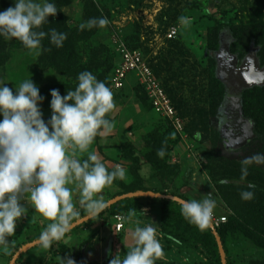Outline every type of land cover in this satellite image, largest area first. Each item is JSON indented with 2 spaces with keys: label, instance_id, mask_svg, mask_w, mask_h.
<instances>
[{
  "label": "trees",
  "instance_id": "obj_1",
  "mask_svg": "<svg viewBox=\"0 0 264 264\" xmlns=\"http://www.w3.org/2000/svg\"><path fill=\"white\" fill-rule=\"evenodd\" d=\"M77 0H51L55 3L58 12L55 17L48 18V24L42 26L40 30L49 31L52 28L67 34V39L64 41L63 46L57 48L52 45L48 38L42 41L43 51L37 55L36 65L42 71L50 70L56 75L65 77L70 80L67 84H59L52 86H43L39 88L40 95L44 98L40 104L42 111H51L50 92L53 89H58L61 96L66 95L68 90H74L78 81L77 76L83 71H89L97 77L98 80H104L106 76L105 71L100 70L106 66L111 70L109 77V84L116 67V59L119 57L114 51L110 54L104 44H100L98 38L104 30L101 27H93L88 29L80 28L81 24H85L92 18L106 17L107 19L113 16L116 8L108 9L104 5H98L93 0H81L80 20L77 23L71 22L70 18L65 14L64 9L74 4ZM143 1V0H138ZM166 5L158 14L157 20L160 23L176 19L177 13H171L173 5L180 0H163ZM9 8L8 0H0V11ZM114 9V10H113ZM200 10L199 6L194 2L186 5L181 11V16L188 18ZM171 13V14H170ZM167 29V27H166ZM164 28L162 33L164 34ZM226 35L229 41V50L231 53L236 54L238 57L243 58L251 47L257 49V57L259 63L264 65V0H256L255 12L253 15L245 18L241 24H234L229 19H223L214 27L208 29L206 33V47L201 53L202 71L206 77V87L203 90V95L199 103H186L178 99L175 89L168 87L170 81L176 80L172 74L168 76L163 83H160L167 97L170 99L176 114L179 117L186 119L185 133L188 134L189 141L193 144H208V149L201 152L202 160L204 161V170L210 179L211 184L208 188H213L216 192V202L222 203L229 211L227 221L216 228V232L221 239L223 250L226 257V264H234L228 256L226 241H238L242 238L248 241L254 249L264 251V165L252 164L248 168V176L244 181L240 180L241 176V162L226 156L222 152H229L224 144L220 132L217 129L216 123L219 119V112L226 98L227 89L222 83L220 78L216 75V58L215 54L221 45V36ZM133 37L125 39V44L130 50H139L141 47L145 49V53L149 51L147 45L148 41H134ZM178 40H180V31L174 39L165 40L169 45L170 50L178 47ZM27 49L22 43L16 39L6 40L0 37V69L7 63L11 50ZM160 54L155 57L146 59L149 68L156 76H159L160 71L163 69L160 65H155V61L160 58ZM116 58V59H115ZM115 59V61H114ZM118 64V63H117ZM194 67V71H195ZM106 84H108L106 82ZM124 89L116 90L120 92ZM134 94L137 99V104L141 110L153 111L151 103L144 91V88L139 84L134 87ZM178 90V89H177ZM114 91V90H113ZM242 112L246 119L253 125L254 138L247 144L241 147L240 151H248L252 144H259V152L264 153V86H254L252 88L244 89L239 94ZM51 118V117H50ZM49 117L45 118V122L50 120ZM110 120L111 117L107 116ZM2 119V117H0ZM101 136L98 135L90 147L95 146L97 149L100 147ZM142 144L125 143L122 146L125 154L123 160L130 161L128 167L129 173L132 176V182L125 184L120 179H117L113 184L117 187L109 197H115L138 192H153L165 196H174L182 200H202V196L194 194V196L181 193L182 187L176 190H168L167 183L173 184L174 180L180 177L181 185L191 186V179L187 171H183L178 163H173V150L177 144H181L179 137L174 133L170 123L165 119L162 122L154 124L149 128L146 136L141 139ZM139 144V145H140ZM163 148L165 155L161 158L157 156V152ZM197 149V148H196ZM145 164L150 166L151 174L154 178L163 181L165 184L159 188H150L145 184L141 176V166ZM192 168V167H190ZM192 171V169H190ZM190 180V181H189ZM221 180H227L228 183L221 184ZM252 183L255 185L254 189H248L247 185ZM171 184V185H172ZM242 191H253L254 198L250 201L241 199ZM143 203L157 205L160 214V231L165 241L166 249L174 247L176 251L175 263L182 264L180 256L184 253L190 264H220V257L218 253L217 244L211 229L206 227L204 230L199 229L196 225L191 224L181 214L180 204L168 199H154V198H127L123 199L106 210L95 218L81 224L68 234L79 230L82 227L93 224L96 220H107L109 217L113 218L115 215L127 216L131 210H136V215H140ZM216 211V210H215ZM216 214L219 212H215ZM220 215V214H217ZM81 218L87 216L86 212L81 213ZM79 218V219H81ZM78 219V220H79ZM43 228L33 229V232L25 233L24 238L19 241L21 234L17 236L8 237L11 242L6 248L5 253H1L3 259L7 258L5 264H9L15 252L21 247L39 240L40 233ZM121 232V231H120ZM119 233V232H118ZM170 237L172 239H170ZM56 241H53L54 244ZM51 246V245H50ZM44 247L42 244L37 245L23 254L16 260L15 264H31L29 259L26 261L24 258L28 256L35 249ZM129 249L124 246L120 248L121 256H123ZM66 252V247H60L55 251L53 257H60ZM204 258H200L202 256ZM192 257L194 259H192ZM180 261V262H179ZM74 264H100L98 262H77ZM104 264V263H103ZM169 264H172L170 262ZM247 264H264V261L250 260Z\"/></svg>",
  "mask_w": 264,
  "mask_h": 264
},
{
  "label": "clouds",
  "instance_id": "obj_2",
  "mask_svg": "<svg viewBox=\"0 0 264 264\" xmlns=\"http://www.w3.org/2000/svg\"><path fill=\"white\" fill-rule=\"evenodd\" d=\"M57 12L51 0H14V7L0 11V37L16 39L37 55L44 50L45 38L57 48L62 47L66 33L55 28L47 32L40 30ZM181 20L187 23L186 18L181 17ZM108 23L106 17L92 18L80 28H103ZM77 81L75 89L68 90L64 96L58 89L51 90L52 115L47 122L40 108L44 98L32 79L16 86L15 94L7 83L0 81V246L7 247L11 243L8 237L14 235L17 221L27 215L28 208L22 203L25 198L51 221L39 236L41 244L49 247L76 227L82 217L70 185L80 192L79 205L87 219H92L109 206V202L97 194L115 180L125 178L124 168L117 165L110 172L95 153L83 160L76 155L87 152L98 135L112 131L114 125L107 116L116 107L112 90L91 72L79 73ZM164 155L161 148L157 156ZM252 164L264 165V153L241 162V181L248 176ZM146 171H150V166L142 168L141 175ZM247 187L254 189L255 185L249 183ZM240 195L246 201L254 198L253 191H242ZM215 208L216 200L211 193L202 200L180 201L181 214L201 230L209 226ZM135 215L134 209L124 218L125 223L136 225L130 232L133 246L123 256L117 252L109 264H156L164 255L157 227L153 226L157 224L140 226V222L133 219Z\"/></svg>",
  "mask_w": 264,
  "mask_h": 264
},
{
  "label": "rangeland",
  "instance_id": "obj_3",
  "mask_svg": "<svg viewBox=\"0 0 264 264\" xmlns=\"http://www.w3.org/2000/svg\"><path fill=\"white\" fill-rule=\"evenodd\" d=\"M93 1L97 2L99 6L104 5L108 9H112L113 7L114 9L116 8V10L113 9L115 11L113 16L108 18L109 23L106 25V27H104V30L99 35V43L104 44L109 50L110 54H112L114 57L111 38L114 34L118 33V31L120 32L124 42L125 37L126 39H128V37H133L132 39H134V41H139V37H141L142 41H148L145 43V45H147L149 51L145 53V49H143L142 46L140 52L145 59H150V57H155L157 54L161 53L160 58H158L154 64L162 66L163 69L160 71L159 76L154 75L155 78L160 83H163L168 76L174 73L173 75L175 76L176 80L170 81L168 87L175 89L178 99L186 102L187 104L199 103V100L203 95V90L206 87V77L202 71L203 66L200 56L206 47V33L208 29L218 25L223 19H229V21L236 25L241 24V22L245 21L246 17L253 15L255 12L256 2V0H180V2L175 3L171 9V13H176L179 11L180 15L177 13V18L175 20L170 19L167 22L160 23V21L157 20L158 14L163 8L166 7L163 0H143L140 2L138 0ZM192 2L197 4L200 10H197L193 16H191V18H186L187 23H185L181 20V11L186 5H189ZM80 3L81 0H77L74 2V4L64 9L65 14L70 18L71 22L77 23V21L80 20ZM8 4L9 7H14V0H8ZM171 25L177 26L180 31L178 47L172 50H170L169 45L165 42L163 38L164 34L162 33L164 28L166 29V27L168 28ZM221 40L224 44L229 42L226 35H222ZM129 41L130 39H128V42ZM256 50L257 49H255V51ZM9 53L10 57L7 63L3 68L0 69V81L7 83V86L13 90L14 94L15 87L28 79H32L33 83L39 88L43 86L67 84L70 82V80H66L65 77L56 75L50 70L42 71L39 69L36 65L37 54L35 51L21 49L11 50ZM116 62L118 63L119 61L116 59ZM194 67L196 68L195 71ZM102 71H105L104 75L106 78H104V80L100 79V81L105 82V84L107 82L108 84L106 85L110 88L108 80L111 75V70L104 66L100 72ZM137 84L138 79L134 73H131L126 77L124 81V89L122 91L116 92L110 88L113 92V98L116 107L108 115L112 119L111 121L114 125L113 128L117 131H121L123 125L126 124L124 121L131 118L133 113H137V117L139 116V118L133 123L132 130L134 131H131V135H128L127 138H130L131 140L135 139L136 145L141 146V144H138L140 143L138 140L143 139V137L147 135L151 126L158 124L156 119H158L157 117L159 116L155 114L154 111L144 112L141 110L140 106L137 104V99L133 90ZM42 114L43 119L47 117L50 118L52 111H42ZM180 118L184 123L185 130L186 119L182 117ZM143 123L145 127H142ZM122 134H124V132ZM186 135L188 143L193 147V154L191 158L186 156L184 158V162H191V164L193 163L194 165L191 166L192 168H190L189 166H186V164H183L180 168L183 171H187V169H189L187 174L189 175L190 179L192 178L191 181L193 183H191V186L184 185V187L181 185V183H178L177 185L179 186L180 184L184 190H191L193 193L196 192L199 195H202L203 198L204 195H208L210 193L213 197H215V190L213 188L207 187L209 184H211V182L207 172L204 170V161L201 157V152L208 149V144H193L189 141L188 134ZM179 147L182 149L180 144H177L176 149ZM258 149L259 144L254 143L251 145L248 151L236 150L233 152L222 153L226 156H229L231 159L243 161L245 158L257 154L259 152ZM230 150L231 149H228V151ZM190 169H192V171ZM154 180L155 183L153 184L150 180L148 181L151 184L148 185V187L159 188L161 186L159 183L161 180H158L157 178H154ZM172 186L175 187V184H172ZM183 189H181V191H183ZM174 190H176V188ZM115 191L117 192V189L112 190L109 187H106L102 193L97 195H102L104 199L108 201L111 200L109 197ZM216 205L218 206H216L215 210L219 212L220 215L228 214V211L226 213V208L222 203L217 202ZM28 220L29 221L27 222H30V225L29 227H26L23 234L20 235L18 239L19 241L24 238V235L26 232H28V230L33 232V229L36 230V228H41L39 225L42 226L43 224H46V222L42 220L41 215H37L36 213L30 215ZM47 225L48 223L46 226ZM239 240L240 238L238 239L237 243H239ZM162 246L164 249L166 244L162 243ZM226 246L229 259L234 264H247L252 259L255 261H264V251L260 250V252L257 253L256 251H253L254 248L250 244L234 245L232 241L228 240L226 241ZM36 251L37 249L31 252L30 256L28 257L29 261L33 262H31V264H42L44 258H35L38 255H33ZM5 252L6 248L0 246V253ZM164 253L165 256H169L168 259L172 261V264L175 263L174 259L177 256L176 252H174L171 248H168ZM46 255H48V253ZM185 255H187V253H184L180 256L181 263L190 264V261ZM25 258H27V256ZM200 258H204L203 255L200 256ZM192 259L194 258L192 257ZM6 261L7 258H0V264H5Z\"/></svg>",
  "mask_w": 264,
  "mask_h": 264
},
{
  "label": "crops",
  "instance_id": "obj_4",
  "mask_svg": "<svg viewBox=\"0 0 264 264\" xmlns=\"http://www.w3.org/2000/svg\"><path fill=\"white\" fill-rule=\"evenodd\" d=\"M138 118L139 116L137 117V113H133L131 118L124 121V123L126 124L123 125L121 129L122 132L117 131L116 129L113 128L110 133H106L105 135L101 136V140L99 142L100 143L99 149H97L95 146L89 147L88 151L85 153L81 154L77 152L76 154L77 157L83 160V159H87V156L90 153H95L100 159V161L105 164V166L110 172L113 171L117 165L124 168L126 171V175H125V178L121 181L124 182L125 184L131 183L132 176L130 175L129 169H128L130 165V161L123 160L122 157L125 154V152L124 150H122V146L125 143L136 144L135 139L131 140L130 138H127V137L128 135H131L130 133L131 131L132 132L134 131L132 130L133 123L137 121ZM157 118L158 119L156 120L161 123L162 118L160 117H157ZM142 127H145L144 123ZM123 132L124 134H122ZM139 141L142 144L141 139H139L138 142ZM180 146L182 147V149L179 147L178 149L175 148L173 150V159L175 160L174 163H178L180 165L186 164V166H189V167L193 166L194 164L193 163L191 164V162H187V161L184 162L185 160L184 158L187 156V153L185 152L182 144H180ZM145 166H146L145 164H142L141 167L144 168ZM141 176L144 179L145 184L151 185L148 182L149 180L152 182V184L155 183L154 176H152L151 174V170L146 171L145 174ZM159 183L161 184V186L165 184L163 181H160ZM178 183H181L180 177L174 180L173 184H175V187L171 185L172 184L171 182L167 183L169 187L168 190L173 191L175 188L178 189L179 186H181L180 184L178 186L177 185ZM191 183L193 182L191 181ZM70 187H73L74 189L73 191L74 202L77 204V207L80 208L81 213L84 212L85 210L83 209V207L79 205V200L81 199L80 192L78 190H75L74 185H70ZM109 188L112 190L117 189L115 184L109 186ZM181 193H184L186 195H191V196H194V194H198L196 192L193 193L191 190H184V189L183 191H181ZM202 199H203V196H202ZM25 206L28 208V213L25 217L17 221V227L15 230L14 236H17L23 233L25 228L29 227L30 222H27V221H29L28 219L30 215H32L33 213H36L37 215H41L34 209V207L31 206L30 200L27 201ZM227 211L228 209L226 208V213ZM41 218L44 222H46V224L47 223L49 224L51 222L45 219L42 215H41ZM133 219L135 221H139L140 226H143L144 224H148L152 222L156 223L157 225H153V226L157 227L158 239L160 240L161 244L165 243L162 237L161 231H160L161 221H160V214L158 212L157 205L143 203V207L141 208L140 215L138 217H134ZM46 224L45 225L43 224L44 226L39 225L41 227V230L47 227ZM135 226H136L135 224L125 223V220H124L123 228L121 232L117 233L114 230V221L111 217H109L107 220L99 219V220H96L93 224L82 227L79 230H76L68 234L69 232L74 230L76 227L73 228L71 231L66 233L65 236L59 241H56L54 244H51V246L49 247L38 248L37 251L34 252V254L33 253L32 254L38 255L35 258H38V257L39 258L42 257V259L44 258L42 264H47V263L48 264H70L69 260L73 261L74 263L98 262L100 264H103V263L109 264L110 259L120 250L121 247L124 246L125 248L130 249L133 246V241L131 239L130 232ZM237 242L238 241H232L234 245H249L250 244L248 241L242 238H240L239 243ZM63 246L66 247V252L64 253V255L60 257H53V254L55 253V251L59 250V248ZM171 249L174 252L177 251L174 247H171ZM253 251H256L257 253L260 252V250H257V249H253ZM47 253L48 255H46ZM30 254L27 256V258H25L26 261L29 259L28 257L30 256ZM0 258H3L1 256V253H0ZM168 258L169 256L163 255L161 258L156 260V264H167V263L172 262Z\"/></svg>",
  "mask_w": 264,
  "mask_h": 264
},
{
  "label": "built area",
  "instance_id": "obj_5",
  "mask_svg": "<svg viewBox=\"0 0 264 264\" xmlns=\"http://www.w3.org/2000/svg\"><path fill=\"white\" fill-rule=\"evenodd\" d=\"M178 30L177 26H169L163 35L164 40L174 39ZM111 42L114 51L119 57V62L113 70L110 88L114 91L122 89L126 77L134 73L138 79V84L144 88L155 114L170 123L174 133L179 137L184 146L187 157L191 158L193 147L188 143L187 135L184 132V123L176 114L170 99L167 97L160 82L155 78L153 72L149 68L147 60L141 55L139 50H130L127 48L119 31L112 36ZM172 162H175L173 158ZM27 201L28 199L25 198L22 200V203L26 204ZM112 219L114 221L115 232H120L123 228L124 216L115 215ZM226 221V215H217L214 212L210 223L217 228Z\"/></svg>",
  "mask_w": 264,
  "mask_h": 264
},
{
  "label": "flooded vegetation",
  "instance_id": "obj_6",
  "mask_svg": "<svg viewBox=\"0 0 264 264\" xmlns=\"http://www.w3.org/2000/svg\"><path fill=\"white\" fill-rule=\"evenodd\" d=\"M249 52L251 54H255L256 71L264 69V65H261L259 63L257 50L255 51L253 47L249 49L248 53L243 58H240L236 54L230 52L229 42L224 44L221 40L220 48L215 54L216 75L220 78L227 89L226 98L220 109L219 119L216 123V126L218 131L220 132V136L221 133L227 136V138L224 136H221V138L222 144H224L225 142L224 145L225 147H227V150L231 149L229 152H233L241 148L238 147V142L236 139L241 137L247 131L246 124L241 120V117L239 115V110L237 108V105L239 103L237 104L235 99L239 98V94L242 92V90L258 86L253 85L245 88L241 84L245 81V79L243 78L244 74L248 72V69L250 68V64L246 62V58ZM243 118H245L244 115ZM253 131L254 130L252 129V132ZM227 140H229L230 144H228Z\"/></svg>",
  "mask_w": 264,
  "mask_h": 264
},
{
  "label": "water",
  "instance_id": "obj_7",
  "mask_svg": "<svg viewBox=\"0 0 264 264\" xmlns=\"http://www.w3.org/2000/svg\"><path fill=\"white\" fill-rule=\"evenodd\" d=\"M246 59H247L246 62L250 64V68L248 69V72H246L244 74L243 78L245 79V81H244V83H241L242 86L247 88V87L253 86V85H258V86L264 85V69L256 71L255 54L254 53L251 54L249 52V54L247 55ZM235 100H236L237 104L239 103L237 105V108L239 110V115L241 117V120L246 124V127H247L246 133L243 134L241 137L236 139L237 142H238V147H242L245 144H247L249 141H251L255 136H254V134L252 132L253 125L250 123V121L248 119L243 118L242 111H241V105H240V99L237 98ZM221 136L222 137L224 136V137L227 138V136L222 134V133H221ZM227 142H228V144H230L229 140H227ZM224 144H225V142H224ZM135 197L154 198V199H168V200H171V201H175V202H177L179 204H180V201H182V199H180L178 197H174V196H165V195L156 194V193H153V192H138V193L124 194V195H121V196H118V197H115V198L109 200L108 201L109 202V206L107 208H109L113 204H115V203H117V202H119V201H121L123 199L135 198ZM106 209H104V210H106ZM103 211H101L99 214H101ZM93 218H95V217H93ZM89 220H91V219H87V216L79 219L76 222V227L81 225V224H83V223H85V222H87V221H89ZM209 228L211 229V231H212V233L214 235L216 244H217L218 253H219V257H220V264H226V257H225V253H224V250H223V245H222L220 237L218 236V234L216 232V228L211 223L209 224ZM40 244H41V242L39 240H36V241H34V242L30 243V244H27V245L21 247L20 249H18L15 252V254L11 258L9 264H15L16 260L18 259V257L21 254H23L27 250H29V249L37 246V245H40Z\"/></svg>",
  "mask_w": 264,
  "mask_h": 264
}]
</instances>
